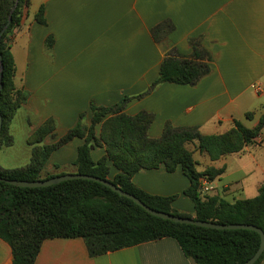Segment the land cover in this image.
Instances as JSON below:
<instances>
[{"label": "crops", "instance_id": "crops-1", "mask_svg": "<svg viewBox=\"0 0 264 264\" xmlns=\"http://www.w3.org/2000/svg\"><path fill=\"white\" fill-rule=\"evenodd\" d=\"M40 7L44 26L34 20ZM166 20L174 30L156 43L150 31ZM49 37L53 42L48 48L45 41ZM191 39H199L210 54L209 74L194 86L161 84L131 100L123 112L128 116L142 111L152 114L147 132L150 139L160 138L166 124L197 127L202 135L224 134L234 122L254 128L264 113V0H29L11 45L14 86L28 93L14 116L12 141L17 118L29 127L26 140L49 119L55 125L52 139L65 135L80 114H84L82 123L89 126L91 102L110 107L124 96L144 93L157 79L170 48L181 56L192 54ZM254 84L262 86L261 94L254 92ZM82 143L74 138L57 149L45 169L56 162L60 169L73 168L74 173L72 163ZM196 149H192V156L198 154V159L193 157L198 172L224 168L212 181L201 178L210 189L206 195L229 203L257 196L264 183V130L253 145L214 161ZM104 155L103 147L91 152L95 162ZM107 165L108 178L112 179L117 170L111 162ZM131 181L150 195L176 196L172 208L193 216L194 207L183 195L189 181L180 167L174 173L163 167L144 170ZM11 260L10 247L0 239V264H11ZM34 264L193 262L169 238L95 258L89 257L82 239L62 238L45 240Z\"/></svg>", "mask_w": 264, "mask_h": 264}, {"label": "trees", "instance_id": "trees-1", "mask_svg": "<svg viewBox=\"0 0 264 264\" xmlns=\"http://www.w3.org/2000/svg\"><path fill=\"white\" fill-rule=\"evenodd\" d=\"M28 5L29 0H0V31L11 15L10 24L0 38V150L12 145L6 126L28 99V93L14 86L15 65L7 38L20 26L22 8ZM34 20L39 25L46 24L43 7L38 9ZM173 30L172 23L166 20L152 28L150 34L158 43ZM52 42L51 37L47 38L45 46L51 47ZM189 43L192 54L188 57L181 56L174 48L165 53L157 79L144 93L136 97L124 96L110 107H97L91 102L89 126L82 123L84 114H80L77 123L65 135L52 144H43L47 137H54L55 130L53 120L45 121L33 132L29 164L17 169L0 167V178L33 182L58 176L45 173L46 163L53 152L79 138L83 143L77 148L72 163L73 174L109 181L158 212L218 225H251L264 234V183L256 197L233 203L218 196L202 195L200 179L212 181L224 172V168H206L198 172L192 151L187 148V144L196 142L199 153L206 154L212 161L239 153L253 145L264 130V113L252 129L234 122L224 134L202 135L197 127L175 128L166 124L160 138L150 139L147 132L154 116L144 111L134 116L123 112L131 100L147 95L161 84L194 86L209 74L210 54L199 39H191ZM95 147L105 149V155L96 162L91 157ZM108 161L117 170L112 179L108 178ZM160 167L167 173L181 168L189 181L183 195L194 207L193 216L180 214L172 208L176 196H153L132 183L135 174ZM62 238L82 239L91 258L169 238L193 264H243L260 245L259 235L250 230H212L158 219L131 200L92 181L69 180L44 188H18L0 182V239L10 247L11 264H34L45 240ZM263 261L264 253L255 264Z\"/></svg>", "mask_w": 264, "mask_h": 264}, {"label": "water", "instance_id": "water-1", "mask_svg": "<svg viewBox=\"0 0 264 264\" xmlns=\"http://www.w3.org/2000/svg\"><path fill=\"white\" fill-rule=\"evenodd\" d=\"M16 5H17V2H16ZM15 7H14V9H15ZM14 9L11 11V14L14 11ZM10 21H11V15L8 19L7 24L0 31V38L4 34L7 27L9 26ZM1 77H2V59L0 56V90L2 87L1 86ZM1 130H2V117L0 115V133H1ZM69 180H87V181L99 183V184L109 188L112 192L118 194L119 196L131 200L133 203H135L137 206H139L142 210H144L147 214H149L153 217H156L158 219L165 220V221H170L173 223L190 225V226H195V227H200V228H205V229H212V230H250V231L256 232L260 237L259 248L255 252V254L251 258H249L246 262H244L243 264H255L260 259L262 254L264 253V234L257 227H254L251 225H218L215 223L201 222V221H196L194 219L182 218V217L174 216V215L163 213V212H158V211L150 209L149 207L144 205L139 199H137L133 195H130L126 192H123L121 189L114 186L111 182L106 181V180H101V179L96 178V177L87 176V175H79V174H64V175H58V176L53 177V178L48 179V180H40V181H33V182L5 180V179L0 178V182H4L10 186L18 187V188H44V187H49V186L56 185V184H59L61 182H65V181H69Z\"/></svg>", "mask_w": 264, "mask_h": 264}, {"label": "rangeland", "instance_id": "rangeland-1", "mask_svg": "<svg viewBox=\"0 0 264 264\" xmlns=\"http://www.w3.org/2000/svg\"><path fill=\"white\" fill-rule=\"evenodd\" d=\"M25 13H26V8H22L21 22L23 18L25 17ZM15 30L16 28L7 37L9 40L8 44H10V46L12 45V42L14 39ZM18 119L19 118H17V120L15 119V122L13 123V126H12L13 145L8 148L4 147L0 151V167L4 169L22 168L28 165L30 162V156H31L30 148H32V146L29 145V143H32L34 139H33V136H31L29 140H26V133L29 127L26 126L25 124L23 125L20 119L19 120ZM13 120H14V117L12 118L11 122H9V124H7L6 126V133L7 135H10V136H11L10 129H11ZM57 140L58 139H55V138L52 139V137L49 136L43 141V144H52L56 142ZM187 148L190 151H192L193 148L195 149L197 148V143L193 142V143L187 144ZM193 157L195 159H198V154L194 153ZM53 164H54L53 166L49 165V167L45 169V173L52 174V175H60L62 173L63 174L73 173V168H68V169H65L64 171L56 165L57 164L56 162Z\"/></svg>", "mask_w": 264, "mask_h": 264}, {"label": "built area", "instance_id": "built-area-1", "mask_svg": "<svg viewBox=\"0 0 264 264\" xmlns=\"http://www.w3.org/2000/svg\"><path fill=\"white\" fill-rule=\"evenodd\" d=\"M252 89L254 90V92L257 94V95H259V94H261L262 92H263V88H262V86L260 85V84H254L253 86H252ZM200 183H201V186H200V193L202 194V195H206L208 192H209V187L207 186V183L206 182H204V181H202L201 179H200Z\"/></svg>", "mask_w": 264, "mask_h": 264}]
</instances>
